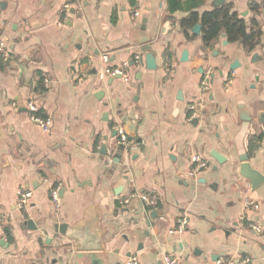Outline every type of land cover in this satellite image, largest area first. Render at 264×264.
I'll return each mask as SVG.
<instances>
[{
  "label": "crops",
  "instance_id": "obj_1",
  "mask_svg": "<svg viewBox=\"0 0 264 264\" xmlns=\"http://www.w3.org/2000/svg\"><path fill=\"white\" fill-rule=\"evenodd\" d=\"M224 6L252 42L224 31L205 41L202 18ZM1 42L0 264H78L72 231L94 215L106 264H164V253L264 264V181L241 173L247 162L264 175V0H0ZM108 67L126 76L101 79ZM207 67L211 89L189 120ZM29 99L50 132L31 120ZM115 127L131 142L116 166ZM193 155L207 165L191 176ZM18 189L33 193L23 207Z\"/></svg>",
  "mask_w": 264,
  "mask_h": 264
},
{
  "label": "built area",
  "instance_id": "obj_2",
  "mask_svg": "<svg viewBox=\"0 0 264 264\" xmlns=\"http://www.w3.org/2000/svg\"><path fill=\"white\" fill-rule=\"evenodd\" d=\"M68 7L69 5H65L64 7V12H62L63 20H60L58 22V25H61L63 21L67 20L68 18ZM131 15L134 17H138L140 15V11L138 7H134L131 10ZM5 52V45L1 42L0 43V58L3 56ZM102 59L104 63H108L109 61V56L108 54H103ZM169 61V60H167ZM132 64H134L137 68H141L143 61H142V56L140 53L135 54V56L132 59ZM129 62L125 63L123 67H126ZM110 68L108 67L106 70L102 71L100 73L101 79H105L106 77H117V76H126V73L124 71V68ZM212 79H213V69L211 67H207L204 69L203 74H202V80L200 83V95L199 99L196 101L190 103L189 105V120H196L200 115V111L203 107V101L200 100L204 96L206 92H208L211 89V84H212ZM14 107H16V103L13 104ZM26 108L30 114L31 120L36 123L44 132H50L53 121L50 118H44L40 115H38L39 112V105L38 102L34 99H29L26 101ZM117 135H118V142L120 145L123 146H128L131 142L126 134V131L123 127H115ZM192 163H193V168L189 172V175L194 176L197 174V172L204 168L207 165V162L203 160L199 155H193L192 156ZM59 189L60 188H54L51 191V196L53 199V202L55 203V206L58 208L60 206V195H59ZM33 193L31 190L27 189H18L17 192V202L19 207H23L27 203H29L30 198L32 197ZM133 197H139L147 207H153L156 205V201L149 196L145 194H138L134 193L132 195ZM128 202V199L125 200ZM254 208H257L258 205L253 206ZM4 222L7 223V219H4ZM186 223V220L184 219L183 222L181 223L184 225ZM163 261L164 264H179L178 258L175 255L171 254H163ZM243 264H253L252 260L250 257H244L242 258ZM128 264H140L139 260L136 256H132L129 258ZM219 264H234L230 260H223Z\"/></svg>",
  "mask_w": 264,
  "mask_h": 264
},
{
  "label": "water",
  "instance_id": "obj_3",
  "mask_svg": "<svg viewBox=\"0 0 264 264\" xmlns=\"http://www.w3.org/2000/svg\"><path fill=\"white\" fill-rule=\"evenodd\" d=\"M200 25H196L193 29L194 32L199 33L200 32ZM146 50V49H145ZM186 52L183 56V58H187ZM148 63L149 64H155V59H153V56L151 54L147 55ZM262 118L264 120V113L262 115ZM250 119V117L246 118ZM117 134V132H116ZM105 150V148L103 149ZM124 152V146L121 145L119 151L114 156V166H116L122 157V154ZM216 156V155H215ZM219 161H221V157L216 156ZM242 160H246V158H243ZM241 173L245 177L252 180L254 186H258L260 183L264 181V175L251 167L249 163H242L241 165ZM1 217V216H0ZM31 222V221H30ZM29 222V223H30ZM66 224H62L58 226L60 228V231H64L63 229L66 227ZM74 234L73 236L76 239V250L79 253L78 256V264H106L104 260L99 255V251L104 249V242L103 238L99 229V217L96 215L90 216L86 219V221L77 229L75 232L72 231ZM0 244H3V239H0Z\"/></svg>",
  "mask_w": 264,
  "mask_h": 264
},
{
  "label": "trees",
  "instance_id": "obj_4",
  "mask_svg": "<svg viewBox=\"0 0 264 264\" xmlns=\"http://www.w3.org/2000/svg\"><path fill=\"white\" fill-rule=\"evenodd\" d=\"M202 25L204 26V39L207 43L216 39L222 31L226 32L232 40L243 38L246 44L255 38L253 30H248L245 21L232 13L229 6L206 13L202 18Z\"/></svg>",
  "mask_w": 264,
  "mask_h": 264
}]
</instances>
